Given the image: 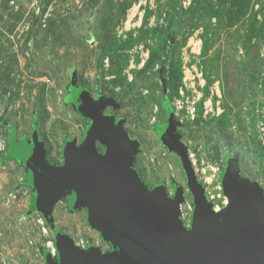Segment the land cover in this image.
<instances>
[{
    "label": "rangeland",
    "instance_id": "rangeland-1",
    "mask_svg": "<svg viewBox=\"0 0 264 264\" xmlns=\"http://www.w3.org/2000/svg\"><path fill=\"white\" fill-rule=\"evenodd\" d=\"M77 87L111 99L103 114L138 142L133 169L149 189L163 186L171 198L181 190L185 228L187 178L154 131L167 125L165 99L215 212L227 205V156L264 194V0H0V264H48V253L56 260L55 232L80 249H113L87 225L85 209L67 211L72 192L50 222L29 211L32 188L22 184L18 159L37 143L53 166L63 164L67 142L80 145L91 122L75 108ZM10 127L27 139L12 141L15 162L3 160Z\"/></svg>",
    "mask_w": 264,
    "mask_h": 264
},
{
    "label": "water",
    "instance_id": "water-1",
    "mask_svg": "<svg viewBox=\"0 0 264 264\" xmlns=\"http://www.w3.org/2000/svg\"><path fill=\"white\" fill-rule=\"evenodd\" d=\"M111 103L83 93L78 111L91 124L80 145L66 143L62 165L48 163L42 143L18 159L31 174L37 212L51 222L56 203L72 192L73 210L85 209L87 225L113 248L104 253L95 247L80 249L60 235L57 259L48 264H264V194L259 185L242 178L229 161L222 176L227 205L215 212L175 125L169 123L160 142L179 157L193 197L191 224L185 228L181 190L171 198L165 187L150 190L141 181L133 169L138 142L103 114Z\"/></svg>",
    "mask_w": 264,
    "mask_h": 264
},
{
    "label": "trees",
    "instance_id": "trees-1",
    "mask_svg": "<svg viewBox=\"0 0 264 264\" xmlns=\"http://www.w3.org/2000/svg\"><path fill=\"white\" fill-rule=\"evenodd\" d=\"M73 74H74V72H73ZM72 74V77L74 78V75ZM76 90H77V92H78V98H77V101H78V103H77V105H75V108H76V110L78 111V109H79V107H80V102H81V98H82V94L84 93V92H86L84 89H81V88H76ZM68 98V93H67V95H66V97H65V99H67ZM96 100H105V98L104 97H102V96H97L96 97ZM74 101V100H73ZM76 102V101H75ZM110 105H112V106H114L112 103L110 104ZM163 107H164V110H165V112H166V119H167V125L169 124V123H173L175 126H177V123H176V121H175V119H174V116H173V112H172V109H171V107H170V102L168 101V100H164L163 101ZM78 113H79V111H78ZM115 124H117V125H122L123 124V121L122 120H119V121H117V122H115ZM167 125H159V126H157V127H155L154 128V131L158 134V136H159V138H160V136H161V134L164 132V130H165V128H166V126ZM89 126L90 125H88L86 128H85V130H84V132H83V136H82V139H81V142H82V140L85 138V136H86V134H87V131H88V129H89ZM31 127L33 128V129H31V139H33V137H34V135H36L37 134V129H36V123H35V121L33 120L32 121V124H31ZM11 128V130H10V136H9V140H8V151H7V154H6V156L3 158V160L5 161V162H7V161H10V160H12V158H11V154L9 155V152H10V145H11V142L13 141V129H12V127H10ZM23 141H25V139H22L21 140V143H23ZM35 141H36V138H35ZM41 143V142H40ZM163 146V145H162ZM164 147V146H163ZM165 148V147H164ZM227 158V160L228 161H232V159H233V157H226ZM19 162V161H18ZM20 163V162H19ZM18 163V164H19ZM20 165H22V164H20ZM25 177L23 178V181H22V184L23 185H25V186H28V187H31L29 184H28V176L29 175H31L30 174V172L28 171V169H26V171H25ZM156 187H158V186H156ZM156 187H153V188H151V189H154V188H156ZM32 189H30L31 190V193H32V195H31V199H30V208H29V211L30 212H35L36 211V209H35V204H34V200H35V189L33 188V187H31ZM150 189V190H151ZM176 192V191H175ZM69 212H74V210H73V207H72V201L69 203ZM47 221H49L48 219H46ZM55 234V236H56V238H58L59 236H60V234L59 233H54ZM56 255H57V253H56ZM48 256H49V259L51 258V255H50V253H48Z\"/></svg>",
    "mask_w": 264,
    "mask_h": 264
},
{
    "label": "crops",
    "instance_id": "crops-1",
    "mask_svg": "<svg viewBox=\"0 0 264 264\" xmlns=\"http://www.w3.org/2000/svg\"><path fill=\"white\" fill-rule=\"evenodd\" d=\"M23 139H26V137H24ZM27 140V139H26ZM17 142V143H20L21 142V139H18L17 137H15L14 136V134H13V142ZM11 147H12V142H11V145H10V152H9V155L11 154V158H12V160H10V162H12V161H16V159H17V157H18V154L15 152V151H13V152H15V154L11 151ZM7 151H8V149H7ZM13 153V154H12ZM6 154H7V152L4 154V156H3V158L6 156ZM24 175H25V172L23 173V175H22V177H21V179L24 177ZM20 179V180H21ZM28 184H29V180H28ZM24 189H26L25 187H24Z\"/></svg>",
    "mask_w": 264,
    "mask_h": 264
},
{
    "label": "bare ground",
    "instance_id": "bare-ground-1",
    "mask_svg": "<svg viewBox=\"0 0 264 264\" xmlns=\"http://www.w3.org/2000/svg\"><path fill=\"white\" fill-rule=\"evenodd\" d=\"M134 12H135V9L132 10V12H131V14L129 16V21L132 19V16H133ZM127 25H128V23H127ZM226 204H227V200H226Z\"/></svg>",
    "mask_w": 264,
    "mask_h": 264
},
{
    "label": "built area",
    "instance_id": "built-area-1",
    "mask_svg": "<svg viewBox=\"0 0 264 264\" xmlns=\"http://www.w3.org/2000/svg\"><path fill=\"white\" fill-rule=\"evenodd\" d=\"M189 111H190V112H193V111H194L193 103H192V105L189 107ZM78 247H79V246H78ZM53 250H54V249H53ZM52 254H54L53 251H52Z\"/></svg>",
    "mask_w": 264,
    "mask_h": 264
},
{
    "label": "flooded vegetation",
    "instance_id": "flooded-vegetation-1",
    "mask_svg": "<svg viewBox=\"0 0 264 264\" xmlns=\"http://www.w3.org/2000/svg\"><path fill=\"white\" fill-rule=\"evenodd\" d=\"M23 170H24V172L26 171L24 168H23ZM152 190V189H151ZM174 196H175V193H174ZM69 203H68V205H67V211H69Z\"/></svg>",
    "mask_w": 264,
    "mask_h": 264
}]
</instances>
